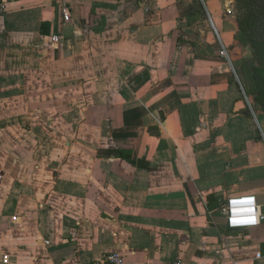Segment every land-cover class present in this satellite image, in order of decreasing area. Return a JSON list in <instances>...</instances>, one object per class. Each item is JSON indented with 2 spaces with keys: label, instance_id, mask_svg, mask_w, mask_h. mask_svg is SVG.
Listing matches in <instances>:
<instances>
[{
  "label": "crops",
  "instance_id": "1",
  "mask_svg": "<svg viewBox=\"0 0 264 264\" xmlns=\"http://www.w3.org/2000/svg\"><path fill=\"white\" fill-rule=\"evenodd\" d=\"M199 2L0 7V264H264V221L222 212L253 196L264 216V119L225 2Z\"/></svg>",
  "mask_w": 264,
  "mask_h": 264
},
{
  "label": "rangeland",
  "instance_id": "2",
  "mask_svg": "<svg viewBox=\"0 0 264 264\" xmlns=\"http://www.w3.org/2000/svg\"><path fill=\"white\" fill-rule=\"evenodd\" d=\"M222 1L235 27L226 56L233 80L241 87L248 112L264 119V0Z\"/></svg>",
  "mask_w": 264,
  "mask_h": 264
},
{
  "label": "built area",
  "instance_id": "3",
  "mask_svg": "<svg viewBox=\"0 0 264 264\" xmlns=\"http://www.w3.org/2000/svg\"><path fill=\"white\" fill-rule=\"evenodd\" d=\"M8 0H0V7L5 8ZM64 21H69L70 14L67 9H63ZM229 13V10H228ZM225 217V228L228 231L244 230L247 228L257 227L264 221V216L259 211V206L253 196H240L227 200L222 207ZM93 264H124L122 257L116 253H110L102 256ZM171 264H184L179 260ZM217 264V263H213Z\"/></svg>",
  "mask_w": 264,
  "mask_h": 264
},
{
  "label": "trees",
  "instance_id": "4",
  "mask_svg": "<svg viewBox=\"0 0 264 264\" xmlns=\"http://www.w3.org/2000/svg\"><path fill=\"white\" fill-rule=\"evenodd\" d=\"M195 7H196V10L199 12V14L204 16V12L202 10V5L199 2V0H195ZM102 154L105 155V156L115 157V158H122L123 157V155L121 153H119L117 151H114V150L107 151L106 153H102Z\"/></svg>",
  "mask_w": 264,
  "mask_h": 264
}]
</instances>
